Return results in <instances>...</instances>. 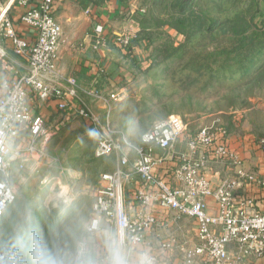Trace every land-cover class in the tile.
<instances>
[{
    "label": "rangeland",
    "instance_id": "1",
    "mask_svg": "<svg viewBox=\"0 0 264 264\" xmlns=\"http://www.w3.org/2000/svg\"><path fill=\"white\" fill-rule=\"evenodd\" d=\"M116 1L125 9L110 31L115 38L130 36L131 47L109 41L113 59L97 67V82L79 96L100 124L109 117L114 128L138 143L154 124L176 116L190 136L207 126L223 128L228 140L257 147L264 136V0ZM71 5L90 34L89 15L78 3ZM93 39L95 44L96 32ZM99 55L91 56L93 63H101ZM84 89L116 93L121 100L108 112ZM99 130L81 117L59 124L38 163H28L21 173L12 169L17 199L0 222L5 264H77L76 250L92 219L102 175L118 164L116 155L95 156ZM142 187L134 178L127 203ZM117 244L115 227L104 226L95 236V248L101 250L95 262L108 256L110 264Z\"/></svg>",
    "mask_w": 264,
    "mask_h": 264
},
{
    "label": "built area",
    "instance_id": "2",
    "mask_svg": "<svg viewBox=\"0 0 264 264\" xmlns=\"http://www.w3.org/2000/svg\"><path fill=\"white\" fill-rule=\"evenodd\" d=\"M22 13L14 20L15 10ZM88 15L91 10H87ZM25 28L34 37L24 36ZM104 28L95 29L94 48L108 46ZM64 35L61 22L55 16V0H0V65L5 73H14L16 59L26 63L24 72L1 82L0 96V222L12 206L18 193L12 169L24 171L30 162L38 163L44 155L43 145L52 129L42 116L34 115L31 94L42 103L57 101V108L69 118L81 117L99 130L95 156L118 157L113 172L102 175L93 206V216L86 226L85 237L76 250L77 264H95L99 258L95 236L104 226H114L118 247L126 260L136 257V263L160 264L165 252L177 245L175 236L162 240L157 250L148 248V236L160 224L159 214L167 218H189L197 224L196 244L185 250V264H243L247 259L264 257V213L250 214L237 204V194L246 181L264 185L247 172L243 160L232 152L225 129L203 127L190 136L180 117L157 122L145 132L138 143L106 119L101 125L92 110L80 99L81 89L73 78L68 88L59 85L60 45ZM124 48L131 47L130 36L115 39ZM19 64V63H18ZM83 92L94 95L102 107L111 112L121 99L119 94ZM80 99L78 106L69 99ZM66 119L63 123L69 122ZM186 139L187 152L178 153L177 145ZM264 151V136L257 142ZM211 161H230L237 177L213 185L207 177ZM137 178L143 187L134 200L141 210L130 216L127 210V188ZM216 198L217 212L209 213L207 200ZM124 252V253H123ZM0 251V264L7 261ZM104 259H109L108 256Z\"/></svg>",
    "mask_w": 264,
    "mask_h": 264
},
{
    "label": "crops",
    "instance_id": "3",
    "mask_svg": "<svg viewBox=\"0 0 264 264\" xmlns=\"http://www.w3.org/2000/svg\"><path fill=\"white\" fill-rule=\"evenodd\" d=\"M75 2L83 7L86 15H88L86 13L87 10H91L89 17L92 22L89 24L94 23V26L92 25V27H94L91 32L92 34L88 33V29L87 32H85L86 29H84L82 24L79 23L77 18L72 14L73 6L71 4L74 5ZM124 6V3L116 0H109L104 3H94L90 0H55V16L61 22L64 30L60 45V60L58 65L60 75V81L58 83L62 88H68L67 80L71 78L77 81L80 89L85 87L86 89L93 88L94 84L97 82L96 78H98L96 72L99 69H97V67H100V64L103 66L107 65L111 58L113 59V55L109 54V51H111V49H109V46L111 45L109 41L116 38L112 35L113 33H111L110 28L113 21L119 19L124 14ZM21 13L22 11L17 8L13 15V19L16 21L19 20ZM98 26L104 28L103 37L108 41V46H106V48L101 47L97 51L94 48L96 42L94 44L93 33ZM23 32L24 36L29 40L34 37V31L31 29L25 28ZM95 52L102 57L100 59L101 63H93L91 56H94ZM87 57H90L91 61L83 59ZM12 58L17 62L15 71H13L14 73H5L0 65V96L3 94L1 82L8 78L9 75L13 78L22 74L26 67V63L21 59H16L13 55ZM77 65L79 66L77 67ZM82 65H85L87 68H82ZM90 65H92L91 70L89 68ZM91 76H93L95 81H91ZM86 89H84V91ZM79 100L80 99L73 98L69 99V102L78 106ZM30 106L34 115L42 116L51 129H54L55 126L58 127L59 124H63L66 119L72 120L76 118H69L67 112L60 111L57 108V101L42 103L34 94H31ZM88 122L90 123V121ZM229 141L232 152L237 154L243 160V165L246 171L255 175L258 180L264 184V151L255 147V145H253V147H247V140L238 141L237 139L230 137ZM176 151L178 153L187 152L186 139H183V141L177 145ZM208 168L207 177L211 180L213 185H219L224 181L235 179L237 177L236 169L230 161H211ZM129 196L127 210L130 216H135L141 208L136 207L133 195L131 196L130 194ZM236 198L238 206L243 207L250 214L264 213V185L249 183L246 181L243 188L238 192ZM207 204L209 213L213 214L217 212L218 203L216 198H209ZM158 214L160 224L149 234L148 248L157 250L160 248L162 240L175 236L177 238V245L173 250L165 252L164 256L161 257L160 264H185L184 251L191 250L194 247V244H196V222L189 218L175 219L172 215L167 218L162 213ZM100 251L101 250L98 248L99 254ZM100 261L102 262L101 264H107L106 259H101L95 264H99ZM127 261L128 264H137L135 256ZM243 264H264V257L260 259H247L243 261Z\"/></svg>",
    "mask_w": 264,
    "mask_h": 264
},
{
    "label": "clouds",
    "instance_id": "4",
    "mask_svg": "<svg viewBox=\"0 0 264 264\" xmlns=\"http://www.w3.org/2000/svg\"><path fill=\"white\" fill-rule=\"evenodd\" d=\"M41 264H49V262L42 261ZM110 264H128V261L125 259L119 249H113ZM140 264H147V261L142 260Z\"/></svg>",
    "mask_w": 264,
    "mask_h": 264
},
{
    "label": "trees",
    "instance_id": "5",
    "mask_svg": "<svg viewBox=\"0 0 264 264\" xmlns=\"http://www.w3.org/2000/svg\"><path fill=\"white\" fill-rule=\"evenodd\" d=\"M187 2H188V1H187ZM0 251H1V252H5V253H7V249H6V247H3V246H2V248L0 249Z\"/></svg>",
    "mask_w": 264,
    "mask_h": 264
}]
</instances>
